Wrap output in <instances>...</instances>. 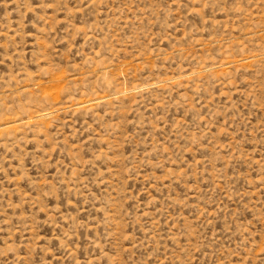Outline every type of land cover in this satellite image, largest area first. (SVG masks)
<instances>
[{
  "label": "rangeland",
  "instance_id": "374dc122",
  "mask_svg": "<svg viewBox=\"0 0 264 264\" xmlns=\"http://www.w3.org/2000/svg\"><path fill=\"white\" fill-rule=\"evenodd\" d=\"M0 264H264V0H0Z\"/></svg>",
  "mask_w": 264,
  "mask_h": 264
}]
</instances>
